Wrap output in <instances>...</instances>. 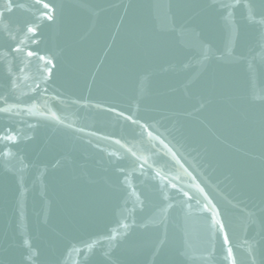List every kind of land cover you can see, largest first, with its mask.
Wrapping results in <instances>:
<instances>
[{"label": "water", "instance_id": "95a60500", "mask_svg": "<svg viewBox=\"0 0 264 264\" xmlns=\"http://www.w3.org/2000/svg\"><path fill=\"white\" fill-rule=\"evenodd\" d=\"M4 108L0 264H264V0H0Z\"/></svg>", "mask_w": 264, "mask_h": 264}, {"label": "snow or ice", "instance_id": "6c2138e0", "mask_svg": "<svg viewBox=\"0 0 264 264\" xmlns=\"http://www.w3.org/2000/svg\"><path fill=\"white\" fill-rule=\"evenodd\" d=\"M38 2H39V0H38ZM44 8H49V5H48V4H44ZM43 15L46 16L48 19H51V18H52L51 16H48V14H47L46 12H45ZM29 31H34V29H31V28H30ZM28 55L31 56L32 53L29 52ZM37 87H39V85H37ZM8 110H9V109H7V108L0 109V111H8ZM8 139L12 140V139H14V137L9 136ZM173 187H175V185H173ZM185 195H187V193H185ZM206 207H207V206H206ZM217 223H219V221H217ZM220 226L223 227L222 224H221ZM224 239H225V242H227L228 238H227V235H226V234H225V236H224ZM228 252H229V255L232 254V252H231V248H229Z\"/></svg>", "mask_w": 264, "mask_h": 264}]
</instances>
